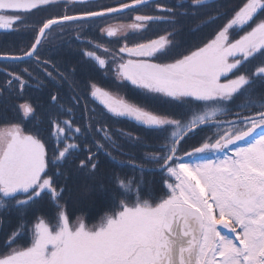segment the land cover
<instances>
[{
	"label": "snow or ice",
	"instance_id": "snow-or-ice-1",
	"mask_svg": "<svg viewBox=\"0 0 264 264\" xmlns=\"http://www.w3.org/2000/svg\"><path fill=\"white\" fill-rule=\"evenodd\" d=\"M69 2L84 0H0V30L32 33L29 47L20 54H2L0 61L35 62L59 84L76 69L65 74L51 60L41 59L40 49L56 28L147 7L157 14L136 15L133 31L161 22L170 27L155 39L123 43L117 53L104 48L110 60L96 55L100 45L88 41L89 60L105 74L113 73L121 86L142 90L146 103L116 99L90 80L83 97L74 92L64 101L49 93L43 111L31 102L21 104L23 119L36 122L33 130L20 123L0 129V232L4 214L15 210L18 216L3 237L0 264H264V103L255 110L250 103L233 108L241 97L264 87V0H239L231 8L219 0H130L99 11H65L38 25L29 19ZM189 18L197 21L193 31L217 27L165 62L178 48L182 21ZM119 31L104 29L109 38ZM256 59L261 63L248 72ZM6 75L0 95L14 88L23 91L30 81L37 87L43 83L28 67ZM90 98L103 109H89ZM162 98L184 111L161 115L147 107ZM111 117L129 118L148 135L161 134L160 147L148 150L140 162L132 156L118 160L125 153L106 123ZM44 122L53 140L51 158L39 127ZM200 133L206 135L183 148ZM120 135L132 146L144 143L139 135ZM101 152L114 167L130 166L134 174L114 170L108 185L100 181L110 204L98 225L89 228L82 218L73 224L64 202L71 192L68 182L73 176L96 180ZM148 164L163 174L167 191L158 200L145 198L151 184ZM44 199L56 208L52 218L37 209Z\"/></svg>",
	"mask_w": 264,
	"mask_h": 264
},
{
	"label": "trees",
	"instance_id": "trees-1",
	"mask_svg": "<svg viewBox=\"0 0 264 264\" xmlns=\"http://www.w3.org/2000/svg\"><path fill=\"white\" fill-rule=\"evenodd\" d=\"M163 1L165 0H162L161 2ZM176 2L177 0H168L167 3L172 4ZM238 2L239 0H219V3L225 8H231ZM51 9L54 10V8ZM51 9L37 12L36 15L29 17V19L38 25L40 21L47 18L48 12L53 11ZM148 10L151 14H157L156 10L153 8H148ZM222 23H226V21H222ZM182 24L183 29L177 37L178 48L173 51L171 56L165 58V62H171L173 58L178 57L190 47L201 43L208 38L217 27L216 24H213L211 26L203 27L199 31H193V29L196 28L197 21L192 18L183 20ZM169 27L168 24L162 22L150 24L144 31L125 38L117 39L112 43L117 47V45L122 46L123 43L135 44L137 42H145L149 39H155L159 35L165 34ZM98 29H95V31L89 29L84 30V34L79 36L85 38L90 37V39L96 43H103V46L107 47V38L101 35V28ZM74 32H77V29L72 26L64 28V30L57 33H51L44 42L43 47L40 49L41 59L51 60L61 72L68 74L71 69H76V72L69 77L67 82L60 81L59 84H57L55 81L48 79L44 75L43 69L38 67L35 62L20 65L0 62V87H3V84L7 79V72H19L25 67H28L30 71H33L34 75L38 74L39 79L43 81L40 87L36 86L35 81H30V86L25 87L23 91L14 88L11 93L4 91L3 95H0V129L20 123L25 130H33L36 122L31 119H23L22 113L19 109L21 104L24 102H31L38 105V111H43V109L48 106L49 93H56L64 101H67L74 92L83 97L87 94L86 85L90 80L106 90H111L124 95L129 102L137 104L146 103L142 90L136 89L131 85L126 87L121 86L116 81L113 73L109 72L108 74H105L104 70L99 68L98 64L89 60L85 55L87 51L91 50L88 41H85L86 39L82 37L79 40L76 39L77 35H74ZM31 43L32 33L23 29L12 32H0V55L20 54V50L22 48L26 49ZM108 48L110 47L108 46ZM96 55H100V50L96 51ZM108 59L110 60L109 57ZM260 63L261 61L259 59L253 60L248 64L247 71H253ZM51 70L52 69L49 67L48 71ZM165 99L167 98L148 103L147 107L161 115L184 111L182 107H174L175 102H173V104L164 103L163 101ZM81 102L84 103L83 100ZM87 103L89 109L96 108L97 111L103 109V106L100 105L98 101H92L91 98ZM245 103L253 104V110H255L256 104L264 103V87H257L251 97H241L236 101V104L233 105V108L237 109L241 104ZM108 115L110 117V114ZM76 116H80L78 110ZM77 122H80L79 119ZM106 123L110 131L113 133V139L117 140L121 145L120 151L125 153L124 155H117V152L113 151V155H117L118 160L126 161L128 156H132L136 158L137 162H140L148 150L158 148L162 143L161 134L156 133L148 135L142 130L137 122L129 118L111 117L106 119ZM39 127L43 130V138L46 141V146L49 148V157L51 158L53 140L48 136L49 126L47 122H44L40 124ZM121 131L141 136L144 143L136 146L130 145L124 137H121ZM204 135H206V133H200L196 138L189 140L187 144H183V148H190ZM99 161V174L96 180H90L83 176H73L68 182V187L71 189V192L70 194L68 192L65 193L64 202L67 203V211L71 218V222H75L78 218H82L89 226L99 224L108 211V206L110 204V196L107 191L100 188V181L102 180L105 185H108L109 177L114 170L121 174H134L130 166L125 165L123 167H114V162L103 152L99 154ZM146 167L152 168V172L147 175L151 184L147 190L148 196L145 198L158 200L163 197L164 193L167 191L163 183V174L159 172L158 168H155L150 164L146 165ZM37 209L40 214L48 218L54 217L56 213L54 204L48 199H44L39 205H37ZM3 219L5 221V226L4 231L0 232V252L3 251V237L8 229L16 225L18 216L16 211L13 210L11 213L4 214ZM23 243L27 244L28 241H24Z\"/></svg>",
	"mask_w": 264,
	"mask_h": 264
},
{
	"label": "rangeland",
	"instance_id": "rangeland-1",
	"mask_svg": "<svg viewBox=\"0 0 264 264\" xmlns=\"http://www.w3.org/2000/svg\"><path fill=\"white\" fill-rule=\"evenodd\" d=\"M125 1L126 0H116L115 4L118 6L119 4H121V3L125 2ZM127 1H130V0H127ZM161 1L162 0H160V2ZM167 2H168V0L163 1V3H167ZM96 5H98V7L96 9H92L91 8L92 5L88 4V3H82V4H79V5L72 4V3L71 4H67L66 7H56L57 9H54V10L51 9L53 11L52 12H48L47 18H50L51 16H54V15H57V14H63L65 11H67L68 14H80V13L86 12V11H99V10H103V9L107 8V7H105L102 4H96ZM116 5H115V7H116ZM148 8H152V7L134 8V9L130 10L129 12H125V13H122V14H119V15H114L113 17H103V18H98V19H95V20L87 21V22H75V23H72L71 25L70 24H66L65 27L57 28L52 33H57L59 31L64 30V28H67V27L69 28V27L73 26V27H76L77 33L81 34V32H83L84 30H87V29L92 30V29H96L97 27H100V26H107L108 25L106 28H108V27L120 28V31L118 32V34L115 37H113V38H120V37L125 36V35H127L129 33L137 32V31H133L131 29L130 25H132L133 23H137L135 21V19H134L136 15H150V14L146 13V10ZM103 34H105V32ZM111 94L116 99H123L118 94H115V93H111ZM76 221L72 222V223L75 224ZM96 225H98V224H96ZM87 226L89 228L93 227V226H89V225H87Z\"/></svg>",
	"mask_w": 264,
	"mask_h": 264
},
{
	"label": "flooded vegetation",
	"instance_id": "flooded-vegetation-1",
	"mask_svg": "<svg viewBox=\"0 0 264 264\" xmlns=\"http://www.w3.org/2000/svg\"><path fill=\"white\" fill-rule=\"evenodd\" d=\"M74 34V33H73ZM76 34V33H75ZM84 39H86V40H89V41H91V42H93L94 44H98V43H96L95 41H93V40H91V39H89V38H84ZM116 38H113V37H108V42H111V41H114ZM100 45V50H103L104 49V44L103 43H101V44H99ZM121 46H119V45H117V48L116 49H112L111 50V53H113V52H115V53H117V51H118V49L120 48ZM106 90V89H105ZM108 91V90H107Z\"/></svg>",
	"mask_w": 264,
	"mask_h": 264
},
{
	"label": "water",
	"instance_id": "water-1",
	"mask_svg": "<svg viewBox=\"0 0 264 264\" xmlns=\"http://www.w3.org/2000/svg\"><path fill=\"white\" fill-rule=\"evenodd\" d=\"M130 10V9H129ZM126 11H128V10H125L124 12H126ZM115 14H119V13H112V14H108V15H106V16H111V15H115ZM92 19H95V18H92ZM70 23V22H69ZM0 62H8V61H0Z\"/></svg>",
	"mask_w": 264,
	"mask_h": 264
}]
</instances>
